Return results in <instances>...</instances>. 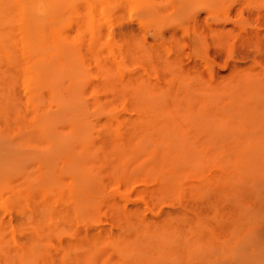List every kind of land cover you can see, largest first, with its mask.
<instances>
[{
  "label": "rangeland",
  "instance_id": "rangeland-1",
  "mask_svg": "<svg viewBox=\"0 0 264 264\" xmlns=\"http://www.w3.org/2000/svg\"><path fill=\"white\" fill-rule=\"evenodd\" d=\"M55 1L60 10L76 6L63 17L61 36L53 37V63L72 51L80 80L53 65L58 95L51 108L49 93L40 91L37 114L33 89L20 73L10 89L15 112H0V133L13 147L0 148V254L10 255L9 264H149L156 243L164 241L152 227L173 221L177 212L211 216L215 232L217 224L235 221L231 207L246 211V200L264 191V148H248L264 135V0ZM46 108L58 131L82 125L74 148L19 147ZM253 108L256 115L248 117ZM225 113L232 115L229 125L221 119ZM145 115L172 126V139L184 136L192 148L145 139ZM186 126L192 130L181 135ZM239 197L242 206L235 204ZM257 214L251 215L261 219ZM247 220L239 218L233 237L248 231L242 228ZM35 226L46 235H38L45 243L37 255L42 261L21 257ZM245 233L235 237L241 242L232 237L239 250L224 244L225 261L237 248L243 260H234L248 263L264 245L256 233V249L251 240L249 249L241 248L250 239ZM216 244L210 258L219 261Z\"/></svg>",
  "mask_w": 264,
  "mask_h": 264
},
{
  "label": "bare ground",
  "instance_id": "bare-ground-1",
  "mask_svg": "<svg viewBox=\"0 0 264 264\" xmlns=\"http://www.w3.org/2000/svg\"><path fill=\"white\" fill-rule=\"evenodd\" d=\"M67 2L68 0L62 1V4H65ZM59 4L61 3L56 2L55 0H0V82H1L0 84L1 86L5 88L2 91L0 90V112L3 117L7 116V114L9 113L12 114L13 112H15L14 111L15 108L13 107L15 103L13 102V97L11 95L10 89L12 85L14 84V82L16 81L18 73L21 74L20 76H22L25 82H28L33 89V94L31 98H32V106L36 114L38 111V107L42 105L40 102L41 100L40 91L46 90L49 93L50 95L49 102H48L49 106L51 105L53 106L52 104L53 98L56 99L58 95L57 81H55V75H53V65H57L60 68L66 69L68 72V76L72 77L71 79H74L77 82H79L80 80V78L75 73H73L75 71L74 67L76 66V61H74L76 57L75 55L71 54L72 51H68L62 58H60V61L58 63H53V37L57 38L61 36L63 26H64L63 17H66V15L68 14V11L73 9V7L76 6V4L73 2L65 6L64 9L60 10ZM53 14L58 15L57 18L55 19L56 23H53ZM74 62H75V65L73 64ZM59 107L61 106H57L56 108H59ZM255 112H256V109L253 108V110H251V114L248 117L253 118L256 115ZM200 116L201 114H197V117H200ZM242 117L246 118V115L242 114ZM55 118L56 117L53 116V113L50 112V108H46L44 112L37 115V118L35 119V121L31 125H28L27 128L24 130L25 134L21 138V143H19V147L21 148H74V143L79 142L81 140L82 135L80 131L82 130V125L81 126L73 125V127H71L72 131H70V133L65 134L63 131H58L56 128H54ZM144 118L145 119H144V123L142 124L143 126L142 132H143L145 139L148 136L149 137L156 136V138L159 140V143L166 145V148H174V147L175 148H192L191 146L186 145L189 142L186 141L184 136L178 137L176 138V140L172 139V136H171L172 126L165 124V122L157 124L156 121L153 120L154 116L152 115L150 116L145 115ZM231 118H232V115H230L229 113L221 114V119L225 125H229V121ZM191 130H192L191 127L186 126L185 129L182 130L181 135H184V134L186 135ZM0 135H1L0 139H2L3 141L2 142L0 140L1 142L0 148H11L12 145H10L11 146L10 147L8 146L10 143L5 142L8 140V137L7 136L2 137V135H4L3 133H0ZM258 141H259L258 145H254L248 148H264V135ZM82 148H86V147L82 145ZM231 148H246V147L234 146ZM262 186L263 185H261V188ZM241 199L242 198L240 197L237 198L235 201L236 202L235 204H237L238 200L240 202L241 201L245 202L244 197H243V200ZM249 200H251V202L253 200L254 204L251 205L250 204L251 202L249 203ZM249 200H246V202L248 201V204L245 205V207L247 206L246 211L242 209L243 202L240 204L238 201L239 203L238 205L242 206L241 208L240 206H237V205H235L236 206L235 207L233 204L234 207H231L233 211L230 210V212H233V215L230 214V217L232 216L230 219L232 218L236 219L235 221H237V223H235V221H232V223H229V221L231 222V220L227 219L226 221L228 222H226V224L224 223L225 225L223 223H222L223 225L221 226L220 224H217L216 226L218 229L217 232L219 233L218 237L217 236L213 237L217 232L214 231L216 229L213 230V228L215 227L211 228L210 226L211 224H209L210 223L209 220L212 219L211 216H210V219L208 220L207 219L208 216L206 218V215L205 216L202 215L203 216L202 217L197 214V215H194L188 218L187 214H186L187 216L183 214L178 216L179 214L177 212L176 217L172 216L174 217L173 221L168 220L161 227L160 225H158V227H152L153 228L152 231L154 232L156 237L159 236V240L162 238L164 239V241L160 243H156V246L157 248H159V251H158V254L155 253L156 255H154V257L150 259L149 264H171L169 262L171 260L176 261L173 264H212V263L214 264V262H211V261H214L217 256L212 259V257L215 255V252L212 247V250H213L212 253L214 252V255L211 254L212 245L210 244L218 243L215 245L214 249L216 251V247H217L218 249L217 251L219 252V253L217 252L219 254L218 256L222 258L224 256L222 254L225 251H227L225 250L227 247L231 246V247H237L238 250L240 249L239 248L240 246L238 247L237 246L238 244L236 243L237 241L241 242L240 238L239 239H236V238L241 237V236L245 238L246 233L243 236V232H247L246 237L250 238L249 242L248 240L244 242V240H242L243 238H241L243 244H245L246 242L247 243L254 242L255 241L253 240L254 238L257 240V238L259 237V235L257 234L264 236V225H263L264 222H262V220H264L263 218L264 217V191L262 190V191H259L258 193H255V195H252V198L251 199L249 198ZM249 204H250L249 207L251 208H248ZM229 205L231 206V203ZM44 211H47V209L46 210L44 209ZM209 211L210 210H208V212ZM44 213H47V212H44ZM210 213L215 214L214 210L210 211ZM253 213L255 217H256V213H258V214H261V217L263 218V219L262 218L260 219L258 217H257L258 219L256 218L257 220L260 219L259 222L255 221L258 224L252 223L254 222V220H256L254 219L255 217L251 215ZM50 214L53 215V212ZM39 215H40V212H39ZM46 216H48V214ZM226 216H227L226 218H228V215ZM248 216L251 217L252 221H250V218L249 220H247ZM214 217H218V216H216L215 214L213 218ZM222 217L220 219H222ZM239 218H240V221H242V219L248 221V222L244 221L245 223L244 225H242V228L248 227L249 229L248 231L245 229V231L243 232H241L242 230H240L239 236H236L237 234L234 235L236 237L235 238L232 235L234 234V231L236 232V229L239 225L238 224ZM164 220H161V222ZM43 221L44 220L42 218L40 222L42 223ZM219 221L220 220H218V222ZM221 222H225V220ZM246 222L251 224L250 226L252 227L245 226V224L248 225ZM227 223L229 225H227ZM37 224L39 225L40 223H37ZM44 224L45 223H43L42 225ZM252 224L253 225L256 224V225L253 226ZM36 226L34 227V229L36 228ZM43 227L45 228V225ZM37 229L38 228L35 229V239L33 241L29 239L31 240V242L29 243L28 241L29 244L26 243L28 246L25 245L27 247L25 248V250H23L25 246L22 247L21 257L23 258L28 257L30 259L33 258L34 260H37L36 257L38 258L40 257L41 260L40 259L39 260L42 261V257H41L42 253H40V256H37V255L41 250L44 251V248L42 245L44 242L41 241L40 240L41 237L38 236V235L42 236L43 234H39V231ZM240 233H242V235ZM250 233L251 234L253 233L252 236L257 233L256 234L257 236L256 237L253 236V238L251 239L252 236L248 235ZM30 234H33V233H30ZM169 234H172V235H169ZM232 237L235 238L233 240L235 241L237 240V241L236 242L233 241ZM259 239L263 241L264 237L260 236ZM225 241H227L228 243ZM229 242L230 243L235 242L237 245L234 243L235 245L232 246L233 243L230 244ZM225 243L228 244L229 246L225 247L226 246ZM240 244L241 243H239V245ZM256 244L254 247L255 249H256ZM166 245L167 246L169 245V248L167 249V251L165 252L166 254H165L163 253V251L166 249ZM220 245H223L225 248H220ZM245 245H241V246H244L241 248L245 249L246 247V249H249V245L248 244H245ZM263 246L262 247L260 246L261 249H259L260 247L259 245H257V249H259L258 251L262 253L261 256L260 254H258L260 257L264 256L263 255L264 250L263 252L261 251L263 249ZM237 248H234L235 252L230 251L231 254L235 253L234 255L236 257L239 254V251L236 250ZM257 249H256V252H254L255 254L251 260H253L255 255H257L256 254L258 252ZM229 250H233V248ZM250 250L252 252L250 251L249 255H248L249 250H247L248 252L247 254L246 252L243 251V255L246 254V256L248 255V257L250 255H253L252 248ZM220 251H222L221 254H220ZM236 251H238L237 255H236ZM234 255H231L233 258L232 260L229 255L230 259L227 258V261L229 259V261L233 262L232 264H242L241 263L242 261L237 262L236 260H234L236 258V257H233ZM239 255H241V253ZM258 255L256 256L257 257L256 260L259 259V261H255V262L258 263V262H261L262 260L264 261V258H260L258 257ZM210 256L212 257L210 258ZM226 256L227 255H225V259H226ZM238 257L236 259H238ZM240 257H242V255ZM0 258L3 259L4 264L10 263L9 261L10 255H7L6 252L0 254ZM220 258H219V261H220ZM244 259H245V256H244ZM216 260H217V263L219 264L221 262L223 264V261H225L224 257H223V260L221 259V262L218 261V258H216ZM238 260L240 261L243 259H238ZM251 260L250 259L249 261L247 260L248 263ZM227 261H225L224 263L228 264L229 261L228 262ZM243 263L248 264L245 261H243ZM249 264H252V261ZM262 264L264 263L262 262Z\"/></svg>",
  "mask_w": 264,
  "mask_h": 264
}]
</instances>
